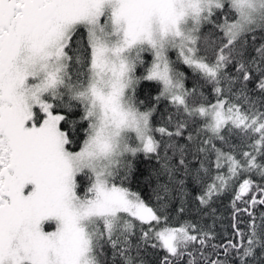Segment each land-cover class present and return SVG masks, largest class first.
Returning <instances> with one entry per match:
<instances>
[{
    "label": "snow or ice",
    "instance_id": "obj_1",
    "mask_svg": "<svg viewBox=\"0 0 264 264\" xmlns=\"http://www.w3.org/2000/svg\"><path fill=\"white\" fill-rule=\"evenodd\" d=\"M189 181L238 239L173 222ZM257 206L264 0H0V264H264Z\"/></svg>",
    "mask_w": 264,
    "mask_h": 264
},
{
    "label": "trees",
    "instance_id": "obj_2",
    "mask_svg": "<svg viewBox=\"0 0 264 264\" xmlns=\"http://www.w3.org/2000/svg\"><path fill=\"white\" fill-rule=\"evenodd\" d=\"M190 86V85H189ZM147 87L146 83H142L139 91L141 93V98H143L144 88ZM160 111L156 114L155 120H161V114L164 117L167 116V111H165V106L161 104ZM77 114L72 117V119L79 120V110H76ZM155 164V160H145L143 157L136 161V169L135 175L126 183V186L130 187L132 191L138 192L145 199V201L149 202L153 207L156 206L155 197L152 194L151 186L145 180V177L148 174L149 167ZM200 189L192 184L190 181L187 184V203L185 205L186 211L183 215L178 214V209L180 207L179 201H173L172 205H169L170 215L173 217L174 223H183L185 221H191L197 223L198 225L211 227L216 235V239L212 241L215 244H223L228 239L236 240L237 237L234 236V229L232 228L233 217H232V197L234 193L229 192L222 194L218 199L215 200L212 207L215 208L216 214L215 218L207 217L203 213L198 212L197 202L195 201V197L198 195ZM238 206L243 209L245 204L243 202H237ZM174 205V207H173ZM264 210L261 206H257V213L259 211ZM237 220L241 229H245L246 223V214L240 215L237 214ZM211 251V249H209ZM151 253L152 250L149 249ZM256 254L259 255V250H256ZM233 253V257H234ZM163 253L158 252L156 254H150L147 259L149 260V264H157L158 257H162ZM215 258V257H213ZM238 264V262H237Z\"/></svg>",
    "mask_w": 264,
    "mask_h": 264
}]
</instances>
